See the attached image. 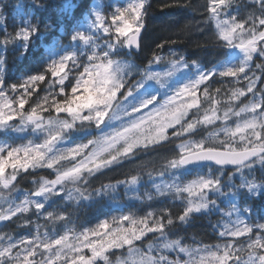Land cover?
<instances>
[{"label": "snow or ice", "instance_id": "snow-or-ice-1", "mask_svg": "<svg viewBox=\"0 0 264 264\" xmlns=\"http://www.w3.org/2000/svg\"><path fill=\"white\" fill-rule=\"evenodd\" d=\"M146 2L147 0H131L126 6L115 8L110 22L106 15L94 12L93 26L107 37L108 48L93 50L83 62L75 54H66L51 60L43 72L7 84L3 78V74L7 72V64L5 59L0 57V131L8 128L18 130L19 126L13 124L14 120H18L21 125L34 126L35 130L45 134L42 143L29 141L18 146L0 144V185L7 189L21 170L27 172L29 168H53L61 160L80 156L90 149L76 166L58 171L54 180H44L36 191L26 194L20 204L0 211V221L11 220L18 213L25 214L31 209L35 210V215L45 219L66 220L67 217L63 215L42 211L51 197L60 196L64 192L65 182L76 184L83 178L86 183L87 178L83 177L85 172L89 176L93 175L95 171L119 163L121 158L129 157L137 148H147L171 137L185 136L191 133L197 124H213L218 119L225 121V126L220 128L215 136L218 139L219 133L222 132L224 140H219L218 144L205 140H185L178 145V156L169 161L168 167L177 170L191 164L211 161L221 166L233 165L236 171L242 172L244 169H252L257 162L264 163V97L234 113L229 108L222 117L218 116L213 108L211 115L206 112L201 120L186 121L189 110L198 107L197 91L212 77H233L239 80L243 74V78L248 80L246 92L236 89L232 93V100L247 93H254L260 77L255 76V73L249 76L247 70L252 67L254 57L264 58V0H249L253 9L243 21L238 20V11H231L233 0H207L205 10L208 20L215 22V31L209 38V43L219 48H238L243 53V59L223 71L201 72L197 79L175 89L174 94L166 96L162 102H158V95L133 102L129 101V98L143 88L146 82L156 81L163 85L167 78L187 67L189 63L182 54L172 49L167 50V55L162 54L166 44H177V40L170 38L156 44L151 59L142 67L133 66L130 61L125 62L121 58V48L126 47L133 54L143 48V16ZM35 3L39 6L40 0H35ZM249 23L251 26L246 27ZM37 31L39 28L36 25L30 28L21 27L17 32L0 38V43L8 45L15 40L31 42ZM72 39L89 43L93 37L83 31H77ZM69 62L72 68L82 70L78 73L75 83L70 85V91H66L64 84L69 75ZM162 65L170 67L167 71L156 70L157 66ZM256 68L264 74V64H258ZM134 75L139 76V79L133 80ZM49 77L58 78L55 81L60 86L58 91H51L53 86L50 84L49 93L25 111L28 99ZM204 92L207 95V87ZM183 97L188 99L178 100ZM49 109L54 110L56 116L46 119L40 112ZM61 113L66 114V118L61 117ZM230 113L237 117L244 113L254 115L243 119L232 128L226 123L230 119ZM113 120H122L120 127L105 131V125H111ZM102 125L104 127H101ZM93 127L99 130V135L86 143L66 149L56 147L66 133ZM169 129H173L171 137ZM241 142L242 147L234 146ZM104 154H107V157ZM8 169H12L10 174H6ZM179 180V177H176L175 182L164 185L163 190L160 184H157L156 188L160 195L169 191H174L177 195L188 194L183 214L176 217L180 223L187 224L192 214L209 207L212 201L207 199L208 194L211 191H220V181L218 178L198 177L187 184H181ZM245 181L238 187L247 188L259 195L256 190L264 185V182L256 183L247 176ZM138 182L139 177L134 175L130 180L118 181L115 185H102L96 190V194L114 193L120 184L136 185ZM80 196L83 197L84 194L81 192ZM233 211L236 209L233 208ZM151 215L149 213L148 217L138 219L124 214L112 217L111 221L105 219L94 228L85 229L73 236L71 240L74 242H70L67 233L59 238H48L46 232L42 236L37 226L35 236L23 237L16 241L9 238L5 245H0V264H57L58 261L60 264H97L98 260H108L105 252L109 249H122L125 246L130 258L138 257L132 264H264V223L250 224L245 219H236L234 224H224L223 230L219 231L220 237L231 238L223 245L190 248L182 244L180 239L167 240L164 230L167 225H173L171 216L166 224L162 219H155L152 226H149L148 218ZM124 222L128 223L127 227ZM254 229L258 231L254 233ZM149 232L165 236V242L156 248L149 245L146 252H141L135 247V241L141 240ZM239 237L246 239L237 243ZM2 239L3 237H0V240ZM16 249L18 250L14 252ZM153 252L156 254L153 255ZM169 253H174L175 258H170ZM182 255L187 256V259H181ZM37 256L41 259H35ZM122 264L128 262L123 261Z\"/></svg>", "mask_w": 264, "mask_h": 264}, {"label": "trees", "instance_id": "trees-1", "mask_svg": "<svg viewBox=\"0 0 264 264\" xmlns=\"http://www.w3.org/2000/svg\"><path fill=\"white\" fill-rule=\"evenodd\" d=\"M197 1L148 0L144 13L145 24L147 25L143 38L144 49L140 54L135 55V59L145 65V61L151 59L152 51L156 50V44L163 43L165 39L170 38L177 40V44H166L165 51L162 54L167 55V50L172 49L182 54L189 63L194 61L204 72L214 70L220 64L223 65L228 58L227 48H219L209 43L210 37L205 31L195 32L192 22L193 18L198 16L196 12ZM129 2L131 0H40L38 6L35 0H0V17H2L0 19V38L17 32L21 27L30 28L36 25L39 28L31 42L15 40L8 45L0 43V57L4 58L7 64V72L3 74L5 82L13 84L34 73L43 72L51 60L66 54H75L83 62L93 50L107 49V37L93 26V13L96 11L101 12L109 18L108 22H110L114 9L126 6ZM77 31H83L91 35L93 40L89 43L73 40L72 36ZM25 45H27V51H25ZM119 51L121 58L126 57V50L121 48ZM143 54L149 57L147 58ZM255 67L254 65L247 70L249 76L255 71ZM81 70V68H72L71 62H69L67 69L69 75L64 84L66 91H70V85L75 83V79ZM56 79L58 78L49 77V79L42 82L38 86V91L28 99L24 110L28 111L30 106H35L38 100L47 95L50 91V84L53 86L51 91H58L60 86L55 82ZM246 81L247 79L243 78V74L239 80L233 77H212L205 85H201L197 91V111L204 112L205 109L211 111L215 108L220 112L233 101L231 99L232 93L238 88L241 89ZM205 87H207V95L204 92ZM9 95L11 96V94ZM245 99L243 98L240 102L245 101ZM40 114L45 117L56 116L54 110L51 109L40 112ZM65 115L64 113L60 114V116ZM191 117H194V114ZM212 128L208 127L204 130L208 131ZM172 131L173 129L168 131L170 137ZM185 139H187L185 136L171 137L163 144L139 149L137 153L166 149ZM0 141L18 146L27 144L30 140L26 136L13 138L12 135L7 136L0 132ZM161 166L162 164L142 163L139 167H131L94 185L78 184L76 190H73L70 195L53 199L42 210L53 212L54 215H63L67 217L66 220L45 219L43 216H39V218L44 221V227L50 236L59 238L65 233L69 236L79 234L85 229L94 228L105 219L111 221L112 217H119L128 214L131 210H136L137 214L134 217L138 219L148 217L149 213L152 214L148 218L149 226H152L155 219H162L166 224L167 219L171 216L174 223L173 225H167L164 230L167 240L180 239L181 243L188 247L214 246L225 243L228 239L219 236V231L222 230L221 221L223 218L216 203H210L208 208L192 214L190 221L187 224H182L176 220V217L183 214L187 204L185 196H182V198L176 197V199L170 196L145 198L151 184L159 180ZM251 171L256 183L264 182V163H255ZM20 173L14 184V189L34 190V181H40L46 177L51 178V180L56 178L49 170H28ZM134 175L138 176L141 183L144 184L140 186L139 190L141 200H132L125 204L130 193L125 190L124 184L118 185L114 193L96 194V190L100 189L102 185H115L118 181L130 180ZM202 176L218 178L221 173L219 169L214 167H202L181 170L175 176H171L170 172L165 169V177L174 180L179 177V182L182 183ZM226 178L223 177L222 181H226ZM259 189H262L260 197L252 198L250 202H247L246 197H243L244 195L239 197L241 207L250 205V220L253 224L264 223V185ZM81 192L84 194L83 197L80 196ZM119 202H121L120 205H125L120 206ZM20 217H16L14 221H4V224L0 227V234H6L5 238H11L13 241L23 237L35 236L34 228L30 229L28 226H22L21 230L20 222H18L21 219ZM124 226L127 227L128 224L124 222ZM255 232L256 230H254ZM43 234L44 231L41 235L43 236ZM165 236L149 232L145 235V238L135 241V247L145 250L146 245L156 241L157 237H162L164 243ZM241 241L242 239L237 240V242ZM106 256L108 257L107 261H98L97 264L116 263L118 259L128 256L127 246L122 249L110 250L106 253ZM57 264H60V262L58 261Z\"/></svg>", "mask_w": 264, "mask_h": 264}, {"label": "rangeland", "instance_id": "rangeland-1", "mask_svg": "<svg viewBox=\"0 0 264 264\" xmlns=\"http://www.w3.org/2000/svg\"><path fill=\"white\" fill-rule=\"evenodd\" d=\"M206 3H207V0H198L197 1L196 12L198 13V16L193 18L192 24L194 25L193 27L196 30L195 32L199 33V32L205 31V33H208V36L211 37L213 32L215 31V22L209 21L208 16H206V14H208L205 10ZM252 9H253V5H251L249 3V0H233L231 11L233 13L238 11L239 15L237 18H238V20L243 21L246 19L247 14L249 12H251ZM144 21L145 20L143 18V22ZM209 25H210V27H209ZM250 26H251L250 23L246 25V27H250ZM232 54H233L231 57L232 60H236V58H237L238 59L237 61L240 62L243 59V53L238 48L233 49ZM143 55L147 57V55H145V54H143ZM262 59L264 60V58H262ZM131 63L133 66L140 67V66L136 65L133 61H131ZM234 65H237V64L230 62V63H227L226 65H223L219 68H216L215 71H217V72L223 71V70H225L226 67L234 66ZM169 67H170V65H165V68H163L161 66H157L156 70L167 71ZM190 68L196 69V67L193 65H189V67L187 65V67L182 68L180 71L176 72L173 76L167 78V80L163 83V85H161V83H157L156 81L146 82L143 88L139 89L137 92H135L133 97L129 98V101L139 102L143 99H147V98H150L154 95H158L160 97V100L158 102H162L163 99L166 98V96L173 95L175 89L179 88L180 86H183L184 84H186L190 81L195 80L196 76L190 75V73L194 74ZM198 76H197V78H198ZM255 76H259L260 80L256 84V87L254 89V93H247L246 95L240 96L238 99L231 101L220 112L218 109H216L218 116L222 117L223 113L225 111H227L229 108L232 109V113L239 111V109L241 107H244L245 105L253 102L254 100H259L260 98L263 97L264 85H261V87L259 88V84H260L262 75L261 74L260 75L255 74ZM137 79H139V76L137 77ZM247 84L248 83H245L243 85V87L241 88L242 90H245V92L247 89ZM243 98H246L245 101L240 102V100H242ZM179 99L187 100L188 98L183 97V98H178V100ZM197 99H198V94H197ZM126 103H128V102L126 101ZM206 112L209 115H211V111H208L206 109L204 112H198L197 108H192L188 112V115L186 117V121L191 122L193 120H201ZM232 113L229 114L230 119H228V121L226 122L227 126L232 127V128H235L236 124L242 122L243 119L251 118V116L254 115L252 113H244L240 117H237V116L233 115ZM192 114H194V117H191ZM63 118H66V115ZM123 119L126 120V118H123ZM106 123H107V121H106ZM121 123H122V120H113L111 125H107V124L105 125L104 130L105 131H111L114 128H119ZM13 124L18 125L19 129L13 130L12 128H8L7 130L0 131V132H3L7 136L12 135L13 138H16L18 136H28L29 135L30 136L29 140L31 142L42 143V141L44 139V135H45L42 131L35 130L34 126L21 125L18 120L13 121ZM224 126H225V121H223L222 119L216 120L215 123H213V124H207V125L197 124L196 128L191 133L186 134L185 137L187 138L186 140H189V139L193 140V141L205 140L206 142H209V143L218 144L219 140L225 139V136L222 132H220L219 137L217 139L215 134L219 131L220 128H222ZM101 127H104V126L102 125ZM208 127H213V128L208 130V131H205L204 129L208 128ZM98 135H99V130L95 129L94 127L93 128H79L77 130H74L71 133H66L65 137L56 145V147L61 148V149L74 147L75 144L73 142V138L75 136H79L81 139H83V142H81V143H86L89 139H93ZM237 140H238V137H237ZM166 141L167 140L160 141L159 143L151 144L148 147L157 146V145L165 143ZM0 144H4V142L0 141ZM179 144L171 146V147L166 148V149L165 148H163L161 150L159 149L152 154L147 153V155L146 154L142 155L138 159L135 157L121 158L119 163H113L111 166H109L107 168H101L99 171H95L93 175L89 176V174H88V176H86V178H87L86 183L84 182L83 178L81 179L80 182L83 184H89V185L95 184L98 181L109 179L114 174L119 173V172L127 169L128 167L139 163L140 161H145L147 163L148 162L157 163V162L166 161L167 165H168L170 160L177 158V156H178V145ZM234 146L239 148V147H242L243 145L241 142V143L234 144ZM90 148H91V146H90ZM141 148H143V147H141ZM137 149H139V148H137ZM137 149H135V150H137ZM89 151H90V149L85 150V153L80 155V156H75L74 158L70 156L68 159L61 160L58 164L54 165V167L51 169H56L58 172V171H65L69 168H72V167L76 166L80 162V160L83 159L84 156H86L88 154ZM104 156L107 157V154H104ZM80 157H82V158L79 160ZM89 166L91 167L92 165H89ZM164 167H165V164H164ZM42 168H48V167H38L35 169L29 168L28 170H38V169H42ZM170 170H174V169H170ZM177 170H180V169H177ZM177 170H175V171H177ZM21 171H23V170H21ZM21 171L18 172L16 180L19 177V175L21 174L20 173ZM11 172H12V169H8L6 174H10ZM23 172H25V171H23ZM84 174H83V177H85ZM224 174L225 173L222 172L221 176L218 177V179L220 181V185H219L220 191H211L207 197V199L212 201L213 204H215V203L217 204V202H219V204L222 203L225 207V209L219 208V211H221L222 218H223V220L221 221L222 230H223L224 224L232 225V224H234L236 219H245L246 220L245 211L239 207V204L237 203V199H238V196L240 193L243 192V193L247 194L246 190H248V189L247 188H240V187H238V185L246 182L245 176H247L249 180H255L253 178L251 169H244L242 172H238V171L233 172V173H231V175L228 178H226V181H222ZM234 179H238V181L235 182ZM16 180L13 181L12 185H10L9 188H7V189L3 188V186L0 185V211H6L10 206H15V205L20 204L22 202V200L24 199L25 195L30 194L29 191L23 192L22 190H18V189L14 190L13 186H14ZM44 180H48V179H42L39 183H35V186L43 183ZM69 183H71V182H69ZM171 183H173V182H170V181L163 179L159 184L161 185V189L163 190L164 185L171 184ZM71 184H72V187H71ZM71 184H68V183L66 184V182H65L64 192L61 193L60 196L61 195L67 196V194L69 192H72L74 184L73 183H71ZM38 187H37V189H38ZM258 190L261 191V189H258ZM10 192L12 193L11 195L8 194ZM154 194L159 195V196H165L168 194H176V193L174 191H169L165 195H160L156 186H155ZM183 194H186L188 196L187 193H183ZM234 195H236V197H234ZM53 197H51V198H53ZM57 197H59V196H55V198H57ZM37 199H42V198H37ZM50 199L47 201V203L50 201ZM233 208H235L236 211H233ZM245 210L247 211V208ZM18 216H21L20 217L21 219L19 221L17 219V221L20 222L19 226L21 227V230H22V226H28L30 229L34 228V230L37 234V226H39L38 230H39L40 234H42L44 231V233L46 232L48 234V238H52L50 236V234L46 231V228L44 227V221L41 220L39 218V216L35 215L34 209H31L28 213H25V214H19L18 213L16 216L12 217L11 220H13V221L16 220V217H18ZM25 221H31V223L26 224ZM3 222L4 221H0V227L2 226ZM125 223H127V222H125ZM73 236H75V235H73ZM73 236H69L70 242H74L71 240V238ZM0 237H3V239L0 240V245H5L9 240V238H5L6 234L2 233V234H0ZM144 237L145 236H143L142 238H144ZM226 238L228 240L231 239L230 237H226ZM238 239H242L241 242H244L246 238L245 237H239V238H237V240ZM237 243H240V242H237ZM221 245H223V244H221ZM152 246H153V248H156L155 245H152ZM190 248H192V247H190ZM112 249H116V248H111L108 251H110ZM17 250L18 249L14 250V252ZM107 252H105V255ZM153 254H156V253L153 252ZM35 259H41V257L37 256V257H35ZM134 259H138V257H131V258L127 257L125 259L119 260L117 262V264H122L123 261H127L128 264H132V261ZM181 259H187V256L182 255ZM101 261H104V260H101ZM107 264H111V263H107Z\"/></svg>", "mask_w": 264, "mask_h": 264}, {"label": "water", "instance_id": "water-1", "mask_svg": "<svg viewBox=\"0 0 264 264\" xmlns=\"http://www.w3.org/2000/svg\"><path fill=\"white\" fill-rule=\"evenodd\" d=\"M206 164H214V165H216L218 167H222V168H235V166H233V165H223V166H221V165H218L215 162H211V161L199 162V163L191 164L190 166H199V165H206Z\"/></svg>", "mask_w": 264, "mask_h": 264}]
</instances>
